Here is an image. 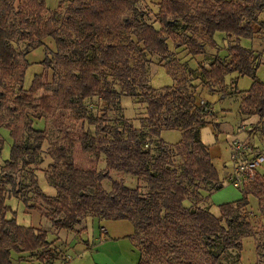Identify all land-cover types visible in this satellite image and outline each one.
<instances>
[{"label":"trees","instance_id":"trees-1","mask_svg":"<svg viewBox=\"0 0 264 264\" xmlns=\"http://www.w3.org/2000/svg\"><path fill=\"white\" fill-rule=\"evenodd\" d=\"M139 1L73 0L61 14L57 9L47 11L46 0H0V107L4 104L6 80L20 83L18 92L7 105L10 117L5 119L1 115L0 126L13 128L16 118L25 117V106L42 107L50 112L53 106L49 95L35 94L39 89L51 90L61 96L62 107L71 108L77 118L95 124L94 135L79 133L82 148L105 156L104 168L87 171L69 160L65 146L55 147L56 160L52 167L57 175L51 179L56 194L48 195L41 191L34 175L29 184L15 175L21 163L28 166L38 162L46 138L45 129L34 127L28 116L23 125L24 137L11 129L10 155L0 166V264H17L13 252L22 255L27 252L42 264H54L59 257L55 250H60L54 244L56 240L48 238L47 230L19 223L15 210L11 217L6 216L8 196L2 181L10 183L11 196L37 209L25 190L33 186L35 196L48 204L52 224L60 228L74 229L88 214L100 220H131L134 231L127 236L135 246L141 245L139 264H149L144 254L162 264H224V252L242 248L239 230L233 229L242 223L235 210L249 203V194L263 193L264 185H258V179L240 189V198L219 204L220 215L209 208L188 204L190 186L197 182H200L199 190L205 188L201 183L211 184L213 191L223 187L210 144L201 138V128L208 122L205 107L195 101L185 84L155 94L147 85L148 59L144 51L167 58L168 34L176 32L181 16L187 21V16L195 18L196 14L189 13L183 0H160L161 27H158L146 19ZM263 9L264 0H204L203 9H199L197 15L212 46L218 45L216 36L219 34L237 39L227 46L230 58L216 54L208 67H201V77L210 87L219 86L222 98L235 92L226 90L227 76L251 77L250 86L239 90L238 111L241 115H258L256 128L264 135V78L257 75L259 63L255 61V52L241 43V38H251L258 32L255 25ZM184 27L187 28L188 23ZM48 37L56 45L53 53L62 61L64 73L55 85L53 80L43 79V73H35L31 85L25 88L24 78L30 65L27 54L40 45H44L46 51L51 49L44 43ZM19 44H23L20 49ZM179 44H186L192 54L203 50V43L193 37L181 39ZM132 50L139 51L136 65L131 63ZM50 58L49 54L45 55V68L50 65ZM106 69L120 79V89L104 76ZM138 93H143L147 102L149 131L133 127L127 121L122 127L112 124L107 112L94 115L86 104V99L95 95L113 105L122 95ZM166 128L182 131L180 140L175 143L184 157L181 176L174 175L170 168L173 148L161 135ZM150 137L158 139V144L150 146ZM2 146L0 138V153ZM60 161L64 165L61 169L57 167ZM111 170L144 176L148 190L143 192L140 186L111 179ZM104 179H111L109 190L103 185ZM224 219L228 225L223 223Z\"/></svg>","mask_w":264,"mask_h":264},{"label":"rangeland","instance_id":"rangeland-1","mask_svg":"<svg viewBox=\"0 0 264 264\" xmlns=\"http://www.w3.org/2000/svg\"><path fill=\"white\" fill-rule=\"evenodd\" d=\"M73 0H46L47 11L57 9L61 14L66 10V7L72 3ZM189 7V13L196 14L187 16V21L180 17V24L176 32L169 33L167 41L170 52L167 58H162L159 54L144 51L148 61L146 63V78L148 90L152 93H159L168 88H173L180 85H186L188 92H192L195 96V101L207 107L210 112L206 111L207 123L201 128V138L207 144L213 146L215 157L213 161L217 165L221 179H225L226 173L229 172V166L232 165V140L236 137L248 140L257 146L264 153V135L259 129L258 115H250L249 117L241 115L238 111L241 101V93L239 90L247 89L252 78L244 76H227V91H235L226 97H221L219 86L210 87L203 77H201V67H208L209 63L216 54L229 59L230 55L227 52V46L234 43L237 39L235 36L230 38L219 34L217 35L218 45L212 46L208 41L203 23L198 18L199 9H203L204 0H183ZM243 2L246 0H236ZM98 2V1H97ZM101 4V2H98ZM140 8L145 12V17L149 22L156 26L159 23V9L160 0H140L138 2ZM46 11V15L48 14ZM188 13V14H189ZM187 14V15H188ZM197 17V18H196ZM262 22V23H261ZM188 23V27L184 25ZM257 33L251 38H241V43L253 49L255 61L259 63L257 75L259 78H264V9L258 13V22L255 25ZM193 37L197 42L203 43V50L201 53L192 54L186 44H179L181 39ZM45 44L49 45L51 49L46 51L44 45H40L27 54L30 65L27 68L24 86L29 87L32 83L35 73H43V79L53 80L55 85L58 77L64 73V65L62 61L53 53L56 45L51 38L45 39ZM20 49L23 44L17 45ZM52 51V52H51ZM50 55V65L44 67L43 62L45 55ZM139 51H131V63L136 65ZM23 54L20 52L19 59L22 60ZM49 63V62H48ZM104 76L117 89L121 88V81L114 74L110 73L108 69L103 71ZM236 80L234 81V79ZM203 79V80H202ZM7 86L4 87L5 95L2 98L4 104L0 107V116L5 119L10 117L7 105L11 103L12 98L18 92L20 83L14 79H7ZM43 94L49 95V100L53 106L50 112H46L42 107L33 108L25 106L23 113L25 117L16 118V125L9 128L5 124L0 126V138L3 141L2 152L0 153V166L4 163L10 155V147L13 142L11 129H16L19 137H24L26 131L23 128L26 117L33 120V125L36 128L45 129L46 138L42 144V150L38 155V162L32 163L28 166H21L15 173L17 178L21 179L23 183L29 184L31 176L34 175L38 181V185L42 192L48 195L56 194V187L54 186L51 176L57 175L52 167V163L56 160L54 148L63 145L67 149L69 160L74 161L83 169L89 171L91 169L99 170L105 167V156L103 153H96L91 150H84L82 148L81 140L78 138L79 133L89 132L94 135L95 124L89 123L86 119H79L72 112L71 108L62 107L60 104L61 96L54 91L39 89L36 96ZM202 100L204 103H202ZM88 110L94 115H100L103 111L111 117L110 123H118L121 127L127 121L133 127L141 128L149 131L148 121L146 119L147 102L144 99L143 93L136 95H122L117 104H109L106 100L98 95L86 99ZM257 121V122H256ZM126 122V123H127ZM2 123L4 121L2 120ZM254 123V124H253ZM164 141L173 148L170 152V159L173 163L170 168L174 175L181 176L183 173L184 157L180 150L176 148V142L180 140L182 131L179 128H166L161 132ZM151 136V135H150ZM158 139L150 137L149 145L158 144ZM157 150V149H156ZM158 151H156L157 153ZM58 168H63L61 161L57 165ZM260 172L264 173V163L260 167ZM111 179H122L129 186H140L143 192H146L147 181L144 176L131 175L125 172L111 170ZM258 180V185H264V176ZM111 179H104L103 185L106 189L111 188ZM5 187L7 194V210L6 216L13 215L12 210H15L17 221L25 225H33L36 228L45 229L48 232L49 239L57 241V248L60 250L55 252L59 256L55 264H65L66 260L71 259L69 264H139V252L137 248H141L139 243L133 245L130 237L126 233L133 232L134 226L129 219H103L99 222V218L88 214L85 215L80 223L76 224L74 229L60 228L58 225H53L50 219L51 210L46 202L41 198L36 197L34 188L27 187L26 192L32 197L31 203L37 206L35 208L27 207L22 200L11 196V185L8 182L1 183ZM196 185L190 186L188 204L192 206H200L209 208L217 215H220L218 202L230 201L241 194L239 188L236 191L228 190L226 188L230 183L224 182V189L220 192V196L211 197L210 193L213 191L211 184L201 183L200 190ZM233 186V185H232ZM10 207V209L8 208ZM240 225L233 226V229H238L241 235L242 248L230 249L223 253L222 261L224 264H264V190L261 194H249V203L239 209L235 210ZM62 216V215H61ZM247 222L248 225H244ZM223 223H228L223 220ZM107 227L109 233L104 236V226ZM104 227V228H105ZM40 251H37V253ZM36 253V254H37ZM144 260H148L149 264H162L159 260L149 258L145 254ZM14 261L17 264H23V260H34V255H21L13 252ZM29 258V259H27ZM29 264V263H24Z\"/></svg>","mask_w":264,"mask_h":264},{"label":"built area","instance_id":"built-area-1","mask_svg":"<svg viewBox=\"0 0 264 264\" xmlns=\"http://www.w3.org/2000/svg\"><path fill=\"white\" fill-rule=\"evenodd\" d=\"M202 103H204L203 100ZM204 107L207 109L206 106ZM206 111L210 112L208 109ZM231 145L232 165L222 182L243 189L246 185L261 178L260 167L264 163V153L250 141L238 137L232 140Z\"/></svg>","mask_w":264,"mask_h":264},{"label":"crops","instance_id":"crops-1","mask_svg":"<svg viewBox=\"0 0 264 264\" xmlns=\"http://www.w3.org/2000/svg\"><path fill=\"white\" fill-rule=\"evenodd\" d=\"M244 116L249 117L250 115H249V116H248V115H244ZM256 117L258 118V119H257V121H258V120H259V117H258V116H256ZM257 121H256V122H257ZM253 124H254V123H253ZM210 151H211L212 157L214 158V157H215V151L213 150V146H212L211 144H210ZM214 163H215V162H214ZM215 165H216V164H215ZM216 166H217V165H216ZM229 167H231V166H229ZM229 170H230V169H228V171H229ZM227 173H228V172H227ZM227 173H226V174H227ZM226 174H225V175H226ZM226 188H228V190L236 191V189H235L236 187H234V186H232V185H228ZM223 189H224V187H222V188H220V189L215 190V191L212 192V194H211V196H210V199H209V200H210L211 207H212V203H211V197H212V195H214V196H220V192H221ZM241 196H242V192H241V194H240L239 196H237V197H235V198H232V199H229V200H230V201H232V200H236V199L240 198ZM218 203H222V202H218ZM97 218H98V217H97ZM102 221H103V219H101V220L99 219V222H102ZM102 226H104V225H102ZM104 227H105V226H104ZM104 227H103V229L105 230V232H104V234H101V233H100V236H101V237L104 236V238L107 239V236H106V235L109 233V230L107 229V227H105V228H104ZM133 231H134V230H133ZM131 233H132V232H130V233H126V234L128 235V234H131ZM132 243H133V242H132ZM54 244H57V241L54 242ZM133 245H134V243H133ZM135 247H136V246H135ZM136 248H137V247H136ZM137 249H138V248H137ZM138 252H139V259H140V251H139V249H138ZM19 254H21V253H19ZM27 254H28L27 252H24V253H23V255H27ZM21 255H22V254H21ZM21 255H20V256H21ZM27 259H29V258H27ZM58 260H60V259H56V262H57ZM70 260H71V259H69V260L67 259L66 262H65V264H69V261H70ZM56 262H55V263H56ZM22 263H23V264H24V263H29V264H42V263L39 262V260H38L37 258L34 259V260H30V259H29V260H23ZM55 263H54V264H55Z\"/></svg>","mask_w":264,"mask_h":264}]
</instances>
